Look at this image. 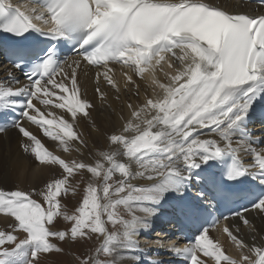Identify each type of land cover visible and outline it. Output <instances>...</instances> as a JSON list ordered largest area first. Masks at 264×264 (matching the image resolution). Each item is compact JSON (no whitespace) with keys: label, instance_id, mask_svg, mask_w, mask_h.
<instances>
[{"label":"snow or ice","instance_id":"6c2138e0","mask_svg":"<svg viewBox=\"0 0 264 264\" xmlns=\"http://www.w3.org/2000/svg\"><path fill=\"white\" fill-rule=\"evenodd\" d=\"M0 33L14 38L9 61L27 81L11 73L0 81V133L15 129L25 154L59 170L39 190L0 188V264H47L61 245L93 239L98 246L79 264H165L146 261L148 252L188 264H264V245L240 235L254 230L243 214L222 229L239 259L210 237L228 217L209 221L213 210L245 199L264 214V134L250 131L254 118L264 125V14L232 13L209 0H0ZM114 66L137 98L145 85L143 102H128L119 133L107 137L115 150L94 163L67 161L25 127L64 153L80 150L73 142L86 147L75 124L94 105L82 98L78 72L95 69L103 103L101 78L120 99ZM77 175L88 179L69 215L61 198L76 194ZM166 208L170 222L193 232L191 242L151 238ZM141 236L154 249L146 252Z\"/></svg>","mask_w":264,"mask_h":264},{"label":"bare ground","instance_id":"6f19581e","mask_svg":"<svg viewBox=\"0 0 264 264\" xmlns=\"http://www.w3.org/2000/svg\"><path fill=\"white\" fill-rule=\"evenodd\" d=\"M209 2L216 4L222 7L225 10L238 13L246 11L247 13L251 12L249 6L241 5L235 0H209ZM114 79L118 84L121 85L120 99H115L114 91L103 82L101 78L100 88L106 96V102H101L98 98V95L95 91L96 89V78L95 73L82 68L78 72V82L80 85L81 95L83 99H87L91 102L94 107L89 110L90 118H84L78 116L75 130L82 135L83 140L86 142V147L80 146L77 143L73 142V149L77 147L80 148L79 151H71L69 153H64L57 148L56 142L51 141L46 137H41L42 142L49 150H54L55 153H59L62 158H67V161L78 160L82 162H94L98 158V153L102 151H112L115 150V146H109L107 137L110 134H118L120 128L123 124V121L120 120L121 116L125 118L128 117L127 103L132 102L133 104L142 103L144 99V87L145 85L141 83V94L137 98L135 96V89L132 91H126L123 87V77L121 75V69L119 66H114ZM9 77V71L5 66H0V81ZM23 84V83H21ZM148 95H151V90H148ZM59 111V110H56ZM98 112V113H94ZM85 119V120H84ZM25 127L30 128L34 133H37L35 126L29 125L25 122ZM250 131L256 132L258 135L261 134L260 130L255 126L250 127ZM21 143V138L17 133L12 132L6 136H0V144L2 146L0 157H5L10 159L12 162H15V166L19 169L20 176L17 185L21 188L27 189L29 186L34 188L33 185L40 186L51 174L55 172L53 168L40 167L36 164H33L22 155V150L19 147ZM245 160L248 157H244ZM9 161V160H8ZM10 162V161H9ZM59 175V171L56 173V176ZM134 183H146L142 181H137ZM3 219V218H2ZM253 225L259 233H264V219L261 221L255 220ZM151 247L145 249L148 252ZM151 253L148 252V256H151ZM147 256V257H148ZM145 257V259L147 258ZM151 259H158L157 257H152ZM134 264V262H131Z\"/></svg>","mask_w":264,"mask_h":264},{"label":"rangeland","instance_id":"374dc122","mask_svg":"<svg viewBox=\"0 0 264 264\" xmlns=\"http://www.w3.org/2000/svg\"><path fill=\"white\" fill-rule=\"evenodd\" d=\"M98 113V112H94ZM85 120V119H84ZM2 146L0 144V152ZM10 162H9V161ZM20 172L19 169L15 166V162H12L10 159L5 157H0V186L4 188L9 187L11 189H15L18 187L17 183L19 180ZM38 187V186H37ZM78 192V191H77ZM71 196L68 195L64 200V204H66V200ZM72 203L77 206L80 202V195H78L75 199L71 198ZM99 241L93 239L88 243H80L76 246V244L63 245L64 254H50V258L47 261V264H78V258L75 257L76 254H80L84 252V256L86 254H90L94 251V248L98 246ZM77 256V255H76Z\"/></svg>","mask_w":264,"mask_h":264}]
</instances>
